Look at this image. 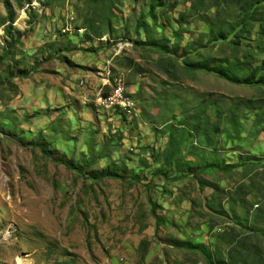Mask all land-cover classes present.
<instances>
[{"label": "rangeland", "instance_id": "1", "mask_svg": "<svg viewBox=\"0 0 264 264\" xmlns=\"http://www.w3.org/2000/svg\"><path fill=\"white\" fill-rule=\"evenodd\" d=\"M222 1L195 12L178 0L154 17L151 0H121L113 11L99 3L96 20L111 25L100 42L84 26L91 0H0V264H209L233 224L264 235L252 221L264 212V87L187 70L184 60L230 55L210 41L220 9L228 22L240 16L237 0ZM71 18L73 32L62 34ZM257 29L241 43L239 56L252 58L242 81L264 61ZM107 61L136 116L97 106ZM203 101H212L208 128L218 126L209 140L178 130L193 129ZM173 131L185 141L171 149ZM161 169L167 176L155 175Z\"/></svg>", "mask_w": 264, "mask_h": 264}, {"label": "trees", "instance_id": "2", "mask_svg": "<svg viewBox=\"0 0 264 264\" xmlns=\"http://www.w3.org/2000/svg\"><path fill=\"white\" fill-rule=\"evenodd\" d=\"M30 2V0H28ZM92 3L87 12V18L84 22V26L89 31L88 36L93 37L101 42L103 32L102 25L107 24V28H111L110 18L105 17L101 21L96 20L97 8L99 3L102 6H109V9L113 11L114 6L120 3L121 0H91ZM152 6L150 7V15L154 17V13L160 9L161 13L164 15L168 12L174 11L178 6V0H151ZM207 0H186L188 4L191 5L192 11L199 12L204 10L205 2ZM233 0H223L224 9L231 4ZM7 3V2H5ZM239 7L240 16L234 18L231 22H228L224 19L221 9L217 16H215L209 23L212 27L211 30V42H222L226 50L230 52V55L225 58L214 57L211 55L205 56L202 53H198L197 62H193V56H188L185 60V64L189 65L190 71L204 70L207 72H212L219 75L221 78L232 82L234 85H256L264 87V61L261 67H257L253 72L241 80V73L245 70V66L248 64L250 54L248 50H244L243 54L239 56L241 51V43L246 36H250L253 27L257 25V33L260 38H264V0H237ZM214 5V6H213ZM219 8L220 0H214L212 7ZM191 11V12H192ZM184 13L180 14L181 19L184 18ZM91 31V32H90ZM127 40V39H126ZM252 59V58H251ZM250 59V60H251ZM249 60V61H250ZM212 101H203L199 107L196 108V111L193 115L190 116V125L193 128L189 129L184 123L182 127H178L179 131H185L191 135H198L201 130L205 132L206 138L209 140L211 133L218 132V126L213 128H208L210 124V119L206 116L207 110L210 108ZM126 115L125 113H123ZM238 121V117L232 118V123ZM187 128L189 130H187ZM178 139L180 144H183L185 138L181 136L178 131L171 132L169 143L170 148L173 149L175 140ZM177 152H172L171 156L168 157V165L177 161L181 150L182 145L178 146ZM103 154V153H102ZM74 170L79 174H86V166L81 164H70ZM89 166V165H87ZM168 171L159 170L155 173L156 176L164 175L167 176ZM94 177L97 173L93 174ZM104 175H109L104 173ZM186 176V174H183ZM138 182H143L142 175H135ZM150 185V184H147ZM259 208V205L257 206ZM157 208L153 209L154 217L156 219L157 225L160 226L163 224V219L158 216ZM238 217V216H237ZM250 217V210L245 212L244 218L248 220ZM252 221L254 224L259 226H264V212L263 209L256 210ZM238 224L243 225L242 220H238ZM260 239L264 242V235L257 234L256 231L244 232V230H238L237 224H233L231 228H227L223 232L219 233L217 236V248L216 252L207 254V262L209 264H216V261L222 264H264V248L258 246ZM221 244L226 246L225 257L223 250L220 247ZM192 250L199 249L197 246L191 247Z\"/></svg>", "mask_w": 264, "mask_h": 264}, {"label": "built area", "instance_id": "3", "mask_svg": "<svg viewBox=\"0 0 264 264\" xmlns=\"http://www.w3.org/2000/svg\"><path fill=\"white\" fill-rule=\"evenodd\" d=\"M73 21L74 19L71 18L64 22L61 26L62 34L73 32ZM126 45L130 44L127 43ZM98 77L100 79V88L96 97L97 106L103 111H118L125 113L128 117L136 116V101L127 92L122 75L114 73L111 69V61L106 62L104 75L100 73ZM81 86L85 87L83 82H81ZM119 262L120 264H125L124 262Z\"/></svg>", "mask_w": 264, "mask_h": 264}, {"label": "bare ground", "instance_id": "4", "mask_svg": "<svg viewBox=\"0 0 264 264\" xmlns=\"http://www.w3.org/2000/svg\"><path fill=\"white\" fill-rule=\"evenodd\" d=\"M16 264H30V260L18 256L16 258Z\"/></svg>", "mask_w": 264, "mask_h": 264}]
</instances>
